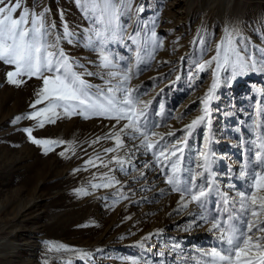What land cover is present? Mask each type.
I'll list each match as a JSON object with an SVG mask.
<instances>
[{
    "label": "rangeland",
    "instance_id": "rangeland-1",
    "mask_svg": "<svg viewBox=\"0 0 264 264\" xmlns=\"http://www.w3.org/2000/svg\"><path fill=\"white\" fill-rule=\"evenodd\" d=\"M23 6L46 12V24L56 25L47 40L61 37L58 47L82 66L76 70L94 73L84 75L94 89L120 84L129 70L127 87L138 94L135 111L146 110L141 120L155 133L149 142L179 138L175 147L183 152H177L175 174L201 182L196 173L211 172L214 192L205 209L195 202L182 207L180 192L152 154L158 149L121 131L126 120L57 109L54 123L37 128L44 117H25L48 104L31 107L42 81L25 76L18 77L24 81L19 86L10 84L6 73L13 68L0 62V248L6 246L0 264H207V254L223 247L211 220L229 208L225 195L230 203L240 200L238 191L246 186L241 170L255 164L264 143V0H118L119 15L105 22H94L75 0H23ZM65 22L70 37L63 35ZM226 32L234 33L255 68L235 78L221 69L208 114L189 131L186 126L204 115L202 101L214 79L215 63L203 71L199 65L215 56ZM103 55L112 60L107 68ZM16 117L21 119L13 123ZM26 128L37 139L63 143L45 155ZM80 189L88 194L78 195ZM253 220L264 221V215Z\"/></svg>",
    "mask_w": 264,
    "mask_h": 264
},
{
    "label": "snow or ice",
    "instance_id": "snow-or-ice-1",
    "mask_svg": "<svg viewBox=\"0 0 264 264\" xmlns=\"http://www.w3.org/2000/svg\"><path fill=\"white\" fill-rule=\"evenodd\" d=\"M117 2L118 0H75L83 12L95 18L94 22H105L118 16ZM45 17L46 12L37 13L34 9L30 10L29 7L23 6V0H0V62L13 68L6 73L7 80L16 86L24 82L18 77L26 76L29 79L35 77L41 80L42 86L31 107L35 108L36 105L48 101L47 106L30 113L25 118L35 120L38 117H44L36 125L41 129L46 122H55L54 117L58 118L60 115L57 109H62L69 116L77 114L89 118V115H94L111 118L118 123L126 120L127 123L123 125L121 131L130 130L129 134L132 139L139 136L142 140L141 146L146 149H158L152 154L156 157L157 163L162 164L160 170L164 173L166 182L173 191L180 192L181 206L187 207L188 203L195 202L198 208L205 209L214 192L212 173L208 172L207 159L202 167L205 172H208V176H204L203 172L196 173L202 177L201 182H196L194 176L185 181L181 176L176 175L175 173L180 171L181 160L177 152H183V148H177L175 145L179 144L180 140L178 138L176 141L156 145L149 142V136L155 133L150 131L147 119L141 120V117H146V110H142L139 114L135 111L139 102L138 94L133 95V90L127 87L131 79L128 74L129 70L125 71L120 84L110 86L106 91L94 89V86L84 79V75L93 76L94 73L76 70L82 66L71 61L67 54L58 47L61 37L57 36L51 42L47 40L50 29L55 28L56 25H47ZM63 28V35L70 37L72 33L68 30L66 22ZM95 35L98 40L104 36L99 31ZM152 36L155 39L156 33L153 32ZM133 42H135L134 38ZM101 60V66L105 68L112 64V60L107 55H103ZM213 63H215L213 83L202 101L205 105L204 115L186 126L189 131L200 124L208 114V100L217 87L221 69L235 78L238 74H244L255 68L254 64L250 66L248 58L242 54V50H239L238 41L234 39L232 32L225 33L224 39L217 45L215 56L204 64H200L199 68L203 71L206 66L212 67ZM110 75L115 78L116 73H110ZM121 91L124 94L117 97L116 93ZM20 119L21 117H16L13 123ZM157 126L159 125H152V127ZM24 131L31 143L43 148L45 155L63 143V141L47 138L37 139L32 135V128H26ZM115 135L117 145L121 146L120 134ZM161 139L163 140V137ZM169 144L173 145L171 149L168 147ZM258 148L259 150L255 153V164L249 160L248 164L252 166L246 165L241 170V176L246 178V186L244 191H238L240 200L230 203L228 196L225 195L223 203L229 205V208H225L223 214L211 220V230L219 233L218 239L223 247L214 248L207 254L209 257L207 264H264V221L253 220L254 217L264 215V196L258 198L256 196L257 191H264V143L259 144ZM105 151L112 150L106 149ZM161 156L165 157V162L160 161ZM171 157H176V159L172 160ZM87 164H94V161L89 160ZM165 168H170L173 174L169 175L165 172ZM110 183L112 181H109ZM109 184H92V187H108ZM77 194L87 195L88 193L85 189H80ZM185 197L190 199L185 201Z\"/></svg>",
    "mask_w": 264,
    "mask_h": 264
},
{
    "label": "bare ground",
    "instance_id": "bare-ground-1",
    "mask_svg": "<svg viewBox=\"0 0 264 264\" xmlns=\"http://www.w3.org/2000/svg\"><path fill=\"white\" fill-rule=\"evenodd\" d=\"M6 250V246L3 244L1 245V248H0V252H1V255H0V258L1 259H4L6 258V255L3 254V251ZM11 254V253H10Z\"/></svg>",
    "mask_w": 264,
    "mask_h": 264
}]
</instances>
